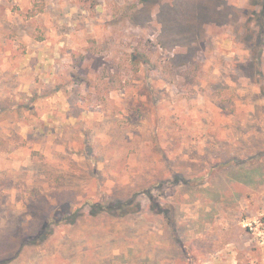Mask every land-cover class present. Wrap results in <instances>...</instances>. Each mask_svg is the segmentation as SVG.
I'll return each instance as SVG.
<instances>
[{
  "label": "rangeland",
  "instance_id": "rangeland-1",
  "mask_svg": "<svg viewBox=\"0 0 264 264\" xmlns=\"http://www.w3.org/2000/svg\"><path fill=\"white\" fill-rule=\"evenodd\" d=\"M0 264H264V0H0Z\"/></svg>",
  "mask_w": 264,
  "mask_h": 264
},
{
  "label": "trees",
  "instance_id": "trees-1",
  "mask_svg": "<svg viewBox=\"0 0 264 264\" xmlns=\"http://www.w3.org/2000/svg\"><path fill=\"white\" fill-rule=\"evenodd\" d=\"M44 230H45V228H44Z\"/></svg>",
  "mask_w": 264,
  "mask_h": 264
}]
</instances>
